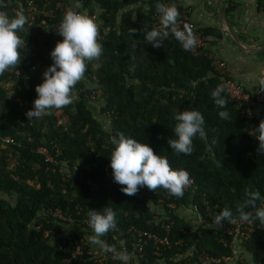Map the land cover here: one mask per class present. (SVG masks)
<instances>
[{"label":"trees","instance_id":"16d2710c","mask_svg":"<svg viewBox=\"0 0 264 264\" xmlns=\"http://www.w3.org/2000/svg\"><path fill=\"white\" fill-rule=\"evenodd\" d=\"M161 3H175L183 21L176 0H0V11L28 18L19 33L26 44L20 63L0 75V264H121L89 242L88 212L105 206L117 212L118 225L102 239L117 250L126 241L128 264L223 257L229 262L221 264H264V225L251 222L249 236L234 241L233 230L224 228L232 223L213 221L225 207L235 213L248 191L264 197V156L249 133L251 121L227 94L230 118H219L211 91L222 77L206 47L185 51L171 36L159 48L143 42L145 27H160ZM70 9L96 23L103 54L88 62L72 104L29 120L35 87L52 64L50 52L62 39L56 31ZM211 32H203L205 41ZM193 109L204 116L205 136L194 138L191 156L178 155L167 143L175 138L174 115ZM121 132L189 172L193 184L182 198L162 188L143 187L134 196L121 191L109 160L111 139ZM257 205L264 207V200ZM142 232L167 237L170 248L155 255L150 241L134 251Z\"/></svg>","mask_w":264,"mask_h":264},{"label":"clouds","instance_id":"9594fccd","mask_svg":"<svg viewBox=\"0 0 264 264\" xmlns=\"http://www.w3.org/2000/svg\"><path fill=\"white\" fill-rule=\"evenodd\" d=\"M160 18V27L149 29L145 27L143 42L153 48L163 46V42L173 37L185 51H192L198 44L196 35L187 26L180 28L178 19L180 12L175 3H161L156 9ZM28 24V18L19 13L10 17L6 12L0 11V75L10 69L17 68L20 63V49L25 47V41L19 33ZM62 39L58 41L50 52L52 64L43 72L42 83L35 87L37 97L33 107L26 116L29 120L40 118L49 114L51 110H62L73 103V88L84 78L87 64L99 60L103 54V45L97 39L98 28L90 17L74 10H68L56 31ZM136 29H130V33ZM214 105L219 110L218 116L222 120L230 118L227 111L229 103L226 89L217 86L211 91ZM175 138H169L168 147L176 154L191 156L194 150L193 140L197 136H205V119L200 111L184 110L174 115ZM259 133V156H264V121L256 129ZM114 148L109 158L112 177L115 183L123 186L121 191L127 196H134L140 188L147 187L156 191L159 188L176 197L182 198L185 189L190 186V174L184 169H174L169 160L154 153L153 148L146 143L118 133L112 137ZM44 152V151H43ZM45 153V152H44ZM264 200L259 190L248 191L242 205L235 213L230 208L221 209L213 218L216 225L223 223L258 221L264 225V207H259L257 201ZM252 209V211H246ZM117 212L105 206L103 211L91 210L88 212V224L93 235L89 237L91 245L98 246L104 253H111L121 264H128L130 254L125 247L126 241H120V249L109 245L102 237L115 230L118 225ZM59 219L62 218L57 214ZM76 256L82 255V246L75 251Z\"/></svg>","mask_w":264,"mask_h":264},{"label":"crops","instance_id":"0c3cea01","mask_svg":"<svg viewBox=\"0 0 264 264\" xmlns=\"http://www.w3.org/2000/svg\"><path fill=\"white\" fill-rule=\"evenodd\" d=\"M183 21L206 37L211 58L247 94L264 91V0H179Z\"/></svg>","mask_w":264,"mask_h":264},{"label":"built area","instance_id":"2783aa9c","mask_svg":"<svg viewBox=\"0 0 264 264\" xmlns=\"http://www.w3.org/2000/svg\"><path fill=\"white\" fill-rule=\"evenodd\" d=\"M176 1L179 2V0ZM184 25L187 26L189 29H191V31L197 37L198 44L193 49V51L195 53L200 52V50L206 46V41L201 36L200 32L194 30L193 26L187 23L186 19L178 23L179 27ZM98 35L101 36L100 33H98ZM212 66L214 72L220 77H222L220 86H223L226 89V94L229 96L231 100L234 101L236 108L240 111L241 118L251 121L252 129L249 131V133L254 139L257 140L260 134L257 133L256 129L259 127L260 123L264 121V91L261 90L259 93L254 95L247 94L243 91V89L240 86H238L233 80L229 78V71L225 63L213 60ZM8 141L9 140L7 139L4 140L3 142H8ZM192 184L193 181L191 180L190 185ZM224 228L227 231L233 230L234 241L236 240V238L246 239L249 236V233L253 231V228L251 227V222H234L232 223V225L225 226ZM150 241L152 242L155 248V252H154L155 255H160V251L162 248L163 249L170 248V243L167 237L161 238L157 235L142 232L139 233L138 242L134 245V251L141 253L144 247ZM221 262L227 263L229 262V258L223 257L220 260L206 258L203 264H221Z\"/></svg>","mask_w":264,"mask_h":264},{"label":"rangeland","instance_id":"374dc122","mask_svg":"<svg viewBox=\"0 0 264 264\" xmlns=\"http://www.w3.org/2000/svg\"><path fill=\"white\" fill-rule=\"evenodd\" d=\"M90 105H91L92 108H94V107L98 106L99 104H96V103H90ZM99 120H100V118H99ZM105 122H107V123H106V128H108V127H109V125H108L109 120L106 118ZM183 212H184V211H183ZM183 212H182V213H183ZM183 215H185V216H186L185 218L189 219L191 222L193 221L192 215H190V213H189L188 211H186V213L184 212ZM106 259H107V258H105V257L103 258V257H102V258H101V261H104V260H106ZM101 261H100V262H101Z\"/></svg>","mask_w":264,"mask_h":264}]
</instances>
